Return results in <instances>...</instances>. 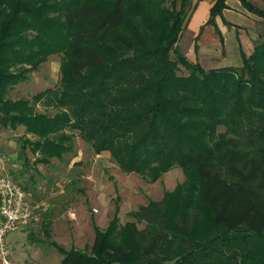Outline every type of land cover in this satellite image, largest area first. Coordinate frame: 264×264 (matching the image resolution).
<instances>
[{
	"label": "trees",
	"instance_id": "16d2710c",
	"mask_svg": "<svg viewBox=\"0 0 264 264\" xmlns=\"http://www.w3.org/2000/svg\"><path fill=\"white\" fill-rule=\"evenodd\" d=\"M239 1L264 25V7ZM189 7L0 0V128L24 129L19 158L63 162L78 137L146 183L184 173L132 220L94 227L89 250L52 243L59 264H264V30L240 66L205 69L178 47ZM225 7L213 0L207 24ZM54 55L57 85L9 97Z\"/></svg>",
	"mask_w": 264,
	"mask_h": 264
},
{
	"label": "rangeland",
	"instance_id": "374dc122",
	"mask_svg": "<svg viewBox=\"0 0 264 264\" xmlns=\"http://www.w3.org/2000/svg\"><path fill=\"white\" fill-rule=\"evenodd\" d=\"M195 0H190V16ZM264 7V0H250ZM256 36L247 38L249 48L256 43L264 25L256 17ZM191 23V22H190ZM190 27L193 26L189 25ZM187 27L178 47L186 55L191 49L195 30ZM212 27L204 29L199 43L211 42ZM226 41L232 42L228 32ZM252 52V51H251ZM192 53V52H191ZM249 55L248 53H246ZM197 55V52H196ZM222 57L224 54L222 53ZM192 60L194 55H191ZM193 62L203 63L200 55ZM191 60V61H192ZM60 58L50 56L27 81L15 86L9 93L11 99H30L35 93L59 83ZM218 64L203 65L205 69ZM241 65L239 59L238 67ZM182 72H184L182 70ZM40 111L41 108L38 107ZM0 128V160L4 164L2 174L8 175L29 194L36 217L23 231L10 234L11 258L18 264H59L61 255L52 245L69 250L90 249L95 228L104 230L116 214L120 223L132 220L127 213L146 205L148 200H160L163 191H171L184 180L181 168H173L156 183H146L135 173L122 172L112 161L108 152L94 154L91 148L76 137L74 151L63 162L53 159L50 164L34 163V156L27 149V157L19 158L20 137L24 129ZM46 227L48 235L44 232ZM143 228V225H138ZM30 236L36 239L30 242Z\"/></svg>",
	"mask_w": 264,
	"mask_h": 264
},
{
	"label": "crops",
	"instance_id": "0c3cea01",
	"mask_svg": "<svg viewBox=\"0 0 264 264\" xmlns=\"http://www.w3.org/2000/svg\"><path fill=\"white\" fill-rule=\"evenodd\" d=\"M225 4L226 7L222 10L221 15L215 18L214 24H207L209 10L213 5V0L194 1V8L184 29L185 31L189 25L193 24V26H189V28L193 27V30H195L191 42V49L185 55L189 60H192L191 55L193 54L195 58L197 55L201 56L203 59V63H199L201 66L204 64L209 65L210 63L218 64L212 68L236 66L239 63V59L241 60V52L250 54L253 50L254 44L249 48L247 38L249 35L252 37L256 36L255 32H257V27L254 17L255 15L247 12L242 7L239 0H225ZM208 26L212 27L211 42L209 40L201 44L199 43V40L204 29ZM184 31L181 34L180 39L183 38ZM228 32L231 33L232 42L229 40L226 41L225 36ZM222 53L224 54L223 57L221 56ZM195 58H193L192 61L196 60ZM3 169L4 164L2 160H0V171H3ZM0 174H2V172H0ZM23 231H25V229L18 230L19 234L15 235V237H20L22 234H25ZM8 244L12 250L10 235L8 236Z\"/></svg>",
	"mask_w": 264,
	"mask_h": 264
},
{
	"label": "built area",
	"instance_id": "2783aa9c",
	"mask_svg": "<svg viewBox=\"0 0 264 264\" xmlns=\"http://www.w3.org/2000/svg\"><path fill=\"white\" fill-rule=\"evenodd\" d=\"M33 212L29 194L8 175L0 174V264H18L11 258L8 236L35 220Z\"/></svg>",
	"mask_w": 264,
	"mask_h": 264
}]
</instances>
